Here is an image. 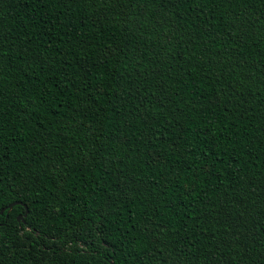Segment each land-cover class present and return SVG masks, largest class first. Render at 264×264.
<instances>
[{"label": "trees", "instance_id": "obj_1", "mask_svg": "<svg viewBox=\"0 0 264 264\" xmlns=\"http://www.w3.org/2000/svg\"><path fill=\"white\" fill-rule=\"evenodd\" d=\"M14 201L0 264H264V0H0Z\"/></svg>", "mask_w": 264, "mask_h": 264}, {"label": "water", "instance_id": "obj_2", "mask_svg": "<svg viewBox=\"0 0 264 264\" xmlns=\"http://www.w3.org/2000/svg\"><path fill=\"white\" fill-rule=\"evenodd\" d=\"M16 203H20V201H14V202L8 204L6 207H4V208H2V209L0 210V214L3 213L4 210H5L6 208H7L8 211H9V210L13 207V205H15ZM26 213H27V209L25 210V213H24L23 215H26ZM18 218L21 219L22 216L20 215Z\"/></svg>", "mask_w": 264, "mask_h": 264}, {"label": "snow or ice", "instance_id": "obj_3", "mask_svg": "<svg viewBox=\"0 0 264 264\" xmlns=\"http://www.w3.org/2000/svg\"><path fill=\"white\" fill-rule=\"evenodd\" d=\"M24 225H21V227H23Z\"/></svg>", "mask_w": 264, "mask_h": 264}]
</instances>
